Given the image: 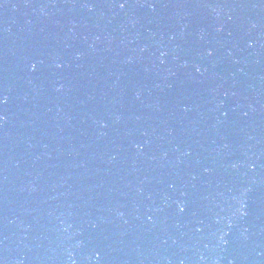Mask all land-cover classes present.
Masks as SVG:
<instances>
[{
    "label": "water",
    "instance_id": "water-1",
    "mask_svg": "<svg viewBox=\"0 0 264 264\" xmlns=\"http://www.w3.org/2000/svg\"><path fill=\"white\" fill-rule=\"evenodd\" d=\"M0 264H264V0H0Z\"/></svg>",
    "mask_w": 264,
    "mask_h": 264
}]
</instances>
